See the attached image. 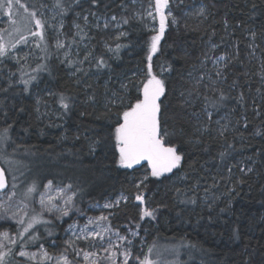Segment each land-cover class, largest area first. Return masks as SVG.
<instances>
[{"label": "trees", "instance_id": "trees-1", "mask_svg": "<svg viewBox=\"0 0 264 264\" xmlns=\"http://www.w3.org/2000/svg\"><path fill=\"white\" fill-rule=\"evenodd\" d=\"M203 1L210 10L209 16L199 21L182 19L181 16L180 24L165 33L161 49L153 58L154 71L158 72V65L165 62L171 63L173 68L163 77L166 98L162 97V126L175 130L172 140L185 157L179 172L188 174L190 179L186 182L190 187L195 180L205 187L209 182L214 183V178L217 183V179L226 176L217 171L218 167L221 162L232 161L233 156H245L252 165V171L241 172V166L237 165V176L217 183L219 193L225 196L211 208L208 203L199 201L196 204L180 203V199L186 197H177L175 189L182 187H172L167 180L158 187L160 178L151 177L147 190L153 193L151 202L159 207V211L158 225H150L149 239L157 236L165 242L178 240L188 243L179 264H264V80L261 79L260 66L264 62V50L258 61L249 59L252 39L264 49V0ZM192 3L193 0H183V3L180 0L183 8ZM127 4L130 0H101L99 6L92 7L89 0H83V14L93 11L99 17L116 15ZM66 18L70 26L76 20L72 14ZM76 22L84 23L82 19ZM95 22L96 19L89 16V26L85 28L90 37L87 40H90L92 57L103 56L110 67L98 71L95 59H92L91 65L87 62L82 65L89 73L87 76L83 73L74 76L73 68L61 64L62 59H57L54 53L51 75L47 72L42 75L37 86L41 90L39 95L33 91L25 93L23 86L19 85H14L7 92L0 91V127L12 124L10 146H23L31 153L37 163L36 177L41 184L52 179L54 183H71L79 189L77 206L88 212L91 204L102 203L121 192L135 194L138 190L135 185L141 178L140 169H124L115 163L118 153L108 135L115 115L105 112L103 102L107 90H118L129 80L139 84L144 79L151 40V32L136 19L130 20L125 35L117 37H111L104 31L98 33L93 26ZM74 31H70L68 37ZM251 33L256 34L255 38ZM103 38L109 47L103 46ZM209 42L220 46L217 54H234L238 49L239 57L226 69L227 81L223 86L233 98L214 112L213 120L222 113L233 112L239 124L234 131L226 133V138L217 136L211 125L215 139L205 134L200 137L201 143H189L190 137L195 139L192 134L197 120L205 119L204 105L200 99H193L191 105L181 107L180 93L192 87L188 74L200 63L199 57L207 50ZM117 44L121 46L118 50ZM78 48L83 58L82 42ZM0 87H7V82L1 81ZM129 87L130 96L137 95L136 89ZM43 88L72 97L71 111L63 113L56 102L57 97L49 95ZM241 92L244 93L243 104L235 99ZM93 94L98 103L88 101ZM51 107L59 111L58 117L48 113ZM4 112H7V117ZM180 129L184 130L183 134ZM257 131L262 134L256 135ZM229 143L233 145L230 149L227 148ZM205 148L208 151H204ZM225 149L229 155L221 160L218 153ZM118 211V222L123 220L126 211L137 214V208L129 204L122 205ZM69 221L67 219L59 226V231Z\"/></svg>", "mask_w": 264, "mask_h": 264}, {"label": "snow or ice", "instance_id": "snow-or-ice-1", "mask_svg": "<svg viewBox=\"0 0 264 264\" xmlns=\"http://www.w3.org/2000/svg\"><path fill=\"white\" fill-rule=\"evenodd\" d=\"M92 7H97L101 3V0H89ZM135 3V0H133ZM170 0H155L154 12L149 11L148 17L153 20L156 16L159 17V29L156 34L151 37L150 43L147 49L146 55V71L144 72V79L139 83H134L129 80L128 83H122L118 90H107L104 95L103 107L106 113L114 114L115 121L112 124V130L109 132V138L114 141V148L118 153V159L115 163L124 169H133L136 165H141L142 162H146V166L150 171L135 185L140 190L141 186L147 187L146 181L150 177L161 178L165 177V174L174 173L182 169V161L184 160V153L179 150L177 144L172 140V136L175 135V130H170L166 125L162 126V97L166 98V85L164 74L166 72L173 71L171 63L165 62L160 65L159 71H154L153 57L160 50V41L164 35L168 18L172 17L171 23L177 24L176 18L173 16L171 9L169 8ZM183 3V0H181ZM23 8L26 13L25 19L32 23L34 22L35 30H28L27 35H20L19 39L12 43L10 46L3 42L0 37V64H3L5 60H15V64L19 67L16 71H9L7 78V87H0V91L7 92L15 84L23 85V92H29L30 87L39 78V74L47 72L51 75V69L46 61L52 58L50 54V48L56 49V58L59 59V54L62 52L64 59L60 60L61 64L74 69L73 75L76 73H83L87 76L89 73L85 71L82 65L87 62L91 65L92 59H95V68L99 71L104 68L110 67L107 61L100 57H92V52H87L83 59H73V47H78L85 39L90 38L85 28L89 26V16L96 19V28L101 26L107 29L112 22L117 21L115 15L110 18L103 19L101 24V18L97 16L96 12L90 11L88 14H83V0H55L54 8L58 9V14L62 18L58 25L46 24L45 21L37 18V12L35 10H29L27 6L21 3V0H0V13H4L9 18V23L14 25V31L20 32L21 27L18 21L14 19V8ZM255 7V5H253ZM80 9V11H77ZM168 9L167 14L165 10ZM68 14L74 15L76 20H83V25L73 21L72 27L75 31L71 37H68L64 30L63 17ZM187 15H195L196 17L207 18V8L201 4L198 9ZM56 19L55 16L52 17ZM128 18H123L122 23L128 24ZM117 27L120 24L117 23ZM227 21H225V28L227 29ZM51 28L55 32L53 37V43H49V38L46 34L47 29ZM155 31V29H153ZM214 34V33H213ZM121 36L125 33L121 32ZM255 38V33H251ZM29 37L32 38V44L35 49L43 52V56H37V63L35 68H31V71H25L24 64L21 61L27 63L29 57L33 54L31 52L20 55L22 49H18V45L29 44ZM121 46L116 45L118 50ZM219 45L215 43H209L206 51L201 53L200 70L198 75L193 79L192 87L190 89H184L181 91V107L185 105H191L193 99H202L204 107L202 109L205 119L203 121L197 120V126L194 128L193 140L191 137L188 142L201 143L200 137L207 134L212 139L213 129L211 124L213 122L214 112H218L220 108L224 107V102L232 99L222 87L221 82L227 81L225 70L229 68V65L239 57L238 49L235 55L230 56L227 53L217 54ZM252 48V45H249ZM258 47V46H257ZM10 49L16 50L10 54ZM111 50V49H109ZM254 54V50L252 53ZM78 56L79 54L76 53ZM187 55V53H186ZM45 61V62H39ZM211 63L212 67L208 65ZM31 67V65H29ZM261 79L264 80V62L261 63ZM18 78L13 81V77ZM189 77H192V73L189 72ZM79 82V81H77ZM236 81H233V85ZM136 89L137 95L130 96V86ZM89 87H91L89 85ZM203 88L206 91L201 93L200 89ZM259 91V89L257 90ZM195 92V97L193 93ZM211 93L212 95H209ZM49 95H55L57 97L56 102L59 104L63 113H68L73 107V98L66 96L63 93L55 94L49 93ZM238 103L243 104L244 93L241 92L235 97ZM88 101L92 103H98L96 96L90 95ZM39 104L40 101L38 100ZM113 110H115L113 112ZM23 111V109H20ZM39 112V108L36 109ZM259 114V113H257ZM7 112H4V116L7 117ZM197 115V113H193ZM225 119V118H222ZM246 119V118H245ZM238 123V122H237ZM215 124L219 125L215 129L217 136L226 138V133L229 130L231 121L222 124L220 120H215ZM244 127H247L245 123ZM12 124H7L5 127L0 128V147L7 146L11 142L10 131ZM27 131V129H25ZM183 129H180V133L183 134ZM262 133L257 131L256 135ZM98 142V141H97ZM233 145L229 143L227 148H232ZM204 151H208L207 148ZM219 158L224 160L229 155L227 149L218 153ZM237 165H232L227 169L231 180L232 168ZM241 172H251L252 168L240 167ZM187 179V174L182 177ZM223 179V177H221ZM16 177H13V181ZM242 182V181H238ZM219 185L214 183L211 188L218 187ZM8 181L3 169H0V192H4L7 200L0 199V220L14 222V233L9 230L0 231V264H13V260L16 257L23 258L22 261H18L17 264H24L27 261L28 264H75L77 257H82L87 264H101V260L97 259L96 251H88L85 248L79 247L78 242L83 241L89 248L98 249L104 253H107L102 260L107 264H117L118 257H122V264H129V261L135 259L137 264H157L156 261L150 258L155 245L148 248V254L133 257L132 254V238L139 235L140 224L136 223L135 229L129 228L128 234L122 235L119 229H113L109 216L101 215L95 218H87L86 223L80 226L78 222L69 224L66 232L71 233L70 237L64 241V248L58 255H53L48 252L40 241L46 234L48 237H52L54 228L57 222L62 221L65 217H70L74 213L84 215L83 211L78 208L76 203V197L79 189L75 188L73 184L54 183L52 179H48L47 183L42 184L43 191H40L41 185H38L36 181H33L28 185L26 191L23 194V199L20 201L22 206H17L16 210H13L11 201L16 195L14 189L17 187L13 182L11 185V193L4 191L8 189ZM199 188V181L192 185L187 191H191L192 196H188L187 199H180V203L184 204H196L197 196L196 191ZM210 188H204L205 200H207V194L210 192ZM234 189H229L233 191ZM187 191L177 188L175 189L177 197L187 196ZM38 196L39 209L35 206L31 208V213L28 209L30 204L34 205ZM218 198V197H217ZM135 201L139 202L140 207L139 220L143 221L145 218L156 219L158 209L146 205L145 196L143 192H138L134 197ZM128 197L123 193L113 202H107L103 205L106 209L117 208L122 202L127 203ZM211 208V204H208ZM224 211V209H221ZM111 215V213H110ZM104 222V223H102ZM43 229V231H41ZM236 231V230H234ZM113 237L115 239H113ZM131 237V238H130ZM32 246L37 247V251H29ZM52 247H58L56 241L51 242ZM69 249L72 250L71 258L69 255ZM172 255H178V251L173 249ZM12 258L10 260L9 258Z\"/></svg>", "mask_w": 264, "mask_h": 264}, {"label": "rangeland", "instance_id": "rangeland-1", "mask_svg": "<svg viewBox=\"0 0 264 264\" xmlns=\"http://www.w3.org/2000/svg\"><path fill=\"white\" fill-rule=\"evenodd\" d=\"M54 1L55 0L47 3V1H45V0H21V3L24 4L25 6H27L29 8V10H35L37 12V18L45 21L46 24L58 25L62 18L58 14V9L54 8V3H53ZM201 4H203L207 8V17H208L210 10L208 9L206 2L203 0H200V1L199 0H193V3L188 8H183L182 5L180 4V0H170L169 8L171 9L173 16L176 18L177 24L171 23L172 17L168 18V22H167V26H166L164 35L160 41V49H161V44H162V41L164 39L165 33L171 27H176L180 24L181 16H182V19L187 18L189 20L193 19V20L199 21V20L205 19L202 17H196L195 15H187L188 13H192L196 9H198ZM154 6H155V0H135V3H133V0H130V4L129 5L127 4L119 14L115 15L117 17V21L112 22L107 29H104L102 26L100 28H96V27H94V28L96 29V31L98 33L101 31H104V32L108 33V35H110L111 37H113V36L117 37V36H121L120 35L121 32H123L125 34L127 32V25L128 24L122 23L123 18H128L129 22L131 19H136L145 25L147 30L151 32V37H152L153 35L156 34V31H158V29H159V17L156 16V19L153 20L151 17H148L147 13L149 11H152L153 14L155 15ZM167 11H168V9L165 10L166 14H167ZM13 12H14L13 18L18 21V24L21 27L20 32L14 31L13 29L15 26L11 25L9 23L8 16L4 13H0V37H2L3 42L8 44L9 46L12 43H14L16 40H18L20 35H27L29 29L35 30L34 22L29 23L25 19L26 13L24 12L23 8H18V7L14 8ZM53 16L56 17L55 20L52 19ZM111 16H113V15H111ZM111 16L100 17L101 18V24L103 22V19L110 18ZM63 23H64V30L63 31L68 36V33L72 30H75V29L72 27V25L70 26L68 24V20H67L66 16L63 17ZM117 23L120 24V27L116 26ZM153 29H155V31ZM46 34L49 38V43L51 44V39H53V37L55 36V32L51 28H48ZM31 41H32V38L29 37V44L18 45V49L23 50L22 52L19 53L21 56L24 55V53H29V52L33 53L29 57L27 63H25L24 61H21V63L24 64L25 71H29V72L31 71V68H35L36 63L38 62L36 57L44 55L43 52L39 51L38 49H35L34 44H32ZM89 41L90 40L85 39L82 42V49H83L85 54L87 52L91 51V46L89 45ZM102 43H103L104 47H109L108 42L104 38L102 40ZM209 43H213V42H209ZM263 43H264V37H263ZM250 45L253 46L252 48L249 47L250 53H252L254 50V54H249V59L251 61H258L261 58V54H262V51L264 49H263V47H259L258 44L254 43L253 39L251 40ZM208 46H209V44H208ZM208 46H207V48H208ZM15 51L16 50L10 49V54L14 53ZM49 51H50V54H52V56L54 53H56L55 52L56 49L54 47L50 48ZM73 51L75 53V54H73V59H81V60L83 59L80 56V50L78 47L74 46ZM76 53H78L79 55L77 56ZM235 54H236V52L234 54L231 53L229 55L232 56ZM59 55H60L59 57L63 60L64 57H63L62 52ZM51 60L52 59L46 61L49 68L52 64ZM39 62H45V61H39ZM29 65H31V67H29ZM260 66H261V64H260ZM18 67L19 66L15 64V60H5L3 64H0V82L1 81L7 82L9 71L10 70L16 71ZM88 67L89 66H87V68ZM208 67L209 68L212 67L211 63H209ZM199 70H200V63L190 71L192 73V77L190 78L188 75L189 80L191 82H193V79L198 75ZM73 71H74V69L71 70L72 73H73ZM45 73L46 72H42L39 74L38 80L36 82H34V84L30 87L29 92L33 91L35 95L40 94L41 90L38 89L37 86L40 84L41 77ZM225 75H226V70H225ZM18 76H19V73H17V77L12 78L14 82L18 78ZM224 84H225V82H221L220 87L223 88ZM15 85L23 86L20 84H15ZM42 90H46L48 94L52 93L50 88H43ZM205 91L206 90L203 88L200 89L201 93H203ZM194 93H193V95H194ZM208 94L212 95L211 93H208ZM200 100H201L202 105H204L203 100L202 99H200ZM51 112L56 117L59 116V111L54 109V107H51L48 110V113L51 114ZM222 118H225V119H222ZM215 120H220L222 124L227 123L228 121H231V124L229 125L228 131H234L238 127V124H239V119L237 118V116L233 112L222 113L221 116H219ZM215 120H213L211 125H213L212 127H214V129H217L219 127V125L215 124ZM0 128H2V127H0ZM10 136H11V141H12L11 131H10ZM10 143L7 146L0 147V162L6 168L7 173L9 174V178H10V187L6 192H8L9 194L11 193V191H12L11 185L13 182H15L17 185V187L14 189V191L16 192V195L13 197V200L11 201V203L13 205V210H16L17 206H22L20 204V201L23 199V194L26 191L29 184H31L33 181H36L38 185H41L40 191H43V188H42V184L40 183V180H38V178L36 177L37 163H36L35 159L32 157L31 153L28 150H26L23 146H18V147L12 148L10 146ZM234 164L240 165L241 167H245V168H252V165H249L245 156H233L232 161H230L229 163H227L226 161L221 162L220 166L218 167L217 171L220 172L221 175H226V176H222L223 179L228 178L229 173H228L227 169ZM136 168L140 169V171H141V178L136 182V184H137L150 171V169L147 168L146 162H142L141 165L134 166L133 169H136ZM174 173L175 174L168 173V174H165V177H161L160 181L158 182V187L165 184V181L167 180L172 187H177V186L182 187L183 190L187 191L190 188V186L186 182L187 180L190 179L188 174L186 173L187 179H182V177L185 175V173H181L179 171L177 172L176 170H174ZM235 176H237V169L235 167H233L232 172H231V178H234ZM13 177H16L15 181H13ZM212 177L213 178L215 177L214 174ZM150 178L151 177L149 176V179L145 182L146 185L149 184ZM223 179H221V177H220V179L219 180L217 179L216 181H217V183H220V182H223L222 181ZM197 181L198 180L193 181L192 185H194ZM45 183H47V181ZM212 184H213L212 182H209L207 184V186L205 187L204 184H202L199 181V188L196 191L197 202L199 201L200 203H203V204L208 203V204L214 205V204L218 203L222 197L225 196V194L219 193V190L216 187L211 188ZM158 187H157V189H158ZM204 188H210L211 189L210 192L207 194V200H205L206 194L204 192ZM138 192H143V194L145 196L146 205H149L153 208H157L159 211V207L154 206L151 202L153 193L148 192L147 187H144L142 185L141 189L137 190V192L135 194H127L125 192H121L125 196L128 197V201H127V203L122 202L120 204V206L117 208L106 209L103 207V205L107 202L115 201L121 195V193L118 194L117 196L113 197V198L107 199L106 201H104L102 203L91 204V206L89 208V209H91L90 212H88L87 209H82V207H78L79 209H81L83 211V213H84L83 216H81L77 212V213L72 214L70 217L63 218L62 221L57 222L56 226L54 228H52V232H53L52 237H48L45 234L43 239L40 241V243L44 244V247L48 250L49 253L53 254L54 256L58 255L60 253V251L65 246L64 241L67 240L71 235V233L65 231L66 229H68L69 224H72L73 222H78L80 226H83V224L86 223L87 218H95V217H99L101 215H104V216H109V220L111 222L112 228L114 230L119 229V231L122 235L128 234L129 228L135 229L136 223L140 224V229L138 230L139 235L135 238H132V240H133V243H132L133 257H135V256L143 257V255L148 254V248L155 245L153 252L149 255H150L151 259H153L154 261L157 262V264H179L181 261L182 251L188 245V243H186L184 241H178V240H176V241L172 240V241L165 242V241L159 240V238L157 236L154 237L153 240L149 239V233H151L150 225H158L157 214H156V219H154V220L151 218H145L143 221L139 220L140 207H143V206H138L139 202L135 201V199H134V197L138 194ZM192 194L193 193L191 191H187V196H185L186 197L185 199H187L188 196H192ZM0 199L7 200V197L4 195V192L0 193ZM36 200H37V202L34 205L30 204L29 209H28L29 213H31V208L33 206H35L37 208V210L39 209L38 196L36 197ZM124 204H129V205L135 206L137 208V214L136 215L132 214V211H126L124 213V215L122 216L123 220L118 222L116 219V216L119 215L118 209ZM110 213H111V215H110ZM67 219H70V221L67 223V225L65 226V228L63 230L59 231V226L64 224V222ZM102 223H104V222H102ZM5 230H9V231H12L14 233V222L0 220V231H5ZM41 231H43V229H41ZM58 236H60L61 240L58 239ZM113 239H115V238L113 237ZM53 240L56 241V244L58 245V247L54 248L51 246V242ZM78 246L85 248L88 251H96L97 252L96 258L101 260V264H107V262L102 260V258L105 255H107V253L99 251L98 249L89 248L83 241L78 242ZM50 247H52V250H50ZM173 249H176L178 251V255L174 256L171 254V251ZM28 250L35 252V251H37V247L32 246ZM71 253H72V250L69 249L70 258H71ZM9 259L12 260L11 257ZM22 260H23V258L16 257L13 260V264H17L18 261H22ZM24 264H28V262L24 261ZM75 264H87V262H84L82 260V257H77ZM117 264H122V257H118ZM129 264H137V262L135 259H132L129 261Z\"/></svg>", "mask_w": 264, "mask_h": 264}, {"label": "water", "instance_id": "water-1", "mask_svg": "<svg viewBox=\"0 0 264 264\" xmlns=\"http://www.w3.org/2000/svg\"><path fill=\"white\" fill-rule=\"evenodd\" d=\"M0 169H3V170H4V172H5V176H6L7 181H8V185H9V187H10V178H9V175H8V173H7L6 168L2 165L1 162H0ZM9 187H8V189H9ZM8 189H6V190H4V191H7ZM0 193H2V192H0Z\"/></svg>", "mask_w": 264, "mask_h": 264}]
</instances>
